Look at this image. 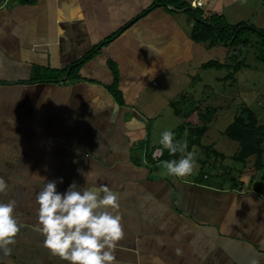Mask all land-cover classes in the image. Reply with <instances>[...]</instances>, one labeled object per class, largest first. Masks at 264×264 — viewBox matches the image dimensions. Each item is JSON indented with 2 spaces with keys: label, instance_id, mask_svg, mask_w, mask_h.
Segmentation results:
<instances>
[{
  "label": "crops",
  "instance_id": "0c3cea01",
  "mask_svg": "<svg viewBox=\"0 0 264 264\" xmlns=\"http://www.w3.org/2000/svg\"><path fill=\"white\" fill-rule=\"evenodd\" d=\"M155 1L5 0L0 7V177L9 185L0 201H16L21 224L0 264H67L44 246L36 220V194L60 177L59 191L75 181L118 192L124 236L114 264H264L263 171L259 178L244 172L250 186L216 182L213 172L203 177L214 155L211 126L198 137L183 117L174 139L187 137L194 172L169 176L149 156L158 147L154 131L168 127L156 124L166 109L157 115L151 100L167 97L173 84L203 82L209 49H228L193 39L195 9L228 16L247 0H169L150 9ZM173 117L175 109L166 119ZM163 152L159 161L179 156Z\"/></svg>",
  "mask_w": 264,
  "mask_h": 264
},
{
  "label": "clouds",
  "instance_id": "9594fccd",
  "mask_svg": "<svg viewBox=\"0 0 264 264\" xmlns=\"http://www.w3.org/2000/svg\"><path fill=\"white\" fill-rule=\"evenodd\" d=\"M174 136L171 129L163 130L158 141L162 147L155 148L151 157L167 175L185 178L194 172L197 160L187 150V143ZM163 149L169 156L179 154L178 158L159 161ZM58 182L63 183V177L44 182L35 198L37 230L44 236V246L67 264H114L115 250L124 236L118 192L108 185L84 187L75 181L59 191ZM8 188L7 181L0 177V193ZM16 208L13 199L0 201V253L4 255L11 252L9 245L15 243L20 232ZM176 251L180 253V249ZM252 264L258 262L253 260Z\"/></svg>",
  "mask_w": 264,
  "mask_h": 264
},
{
  "label": "rangeland",
  "instance_id": "374dc122",
  "mask_svg": "<svg viewBox=\"0 0 264 264\" xmlns=\"http://www.w3.org/2000/svg\"><path fill=\"white\" fill-rule=\"evenodd\" d=\"M200 12L198 11V13ZM227 13L230 15L224 16L223 14V16L225 23L230 24V28H236L238 23L251 24L255 27V30L248 29L245 31L246 37L251 40L250 43L247 46H242L241 52L233 50L234 52L232 53H240L239 57L228 59L232 53L223 47L216 46L213 49H209L205 56L206 61L215 59L220 63L227 62L229 66L225 65L223 69H207L208 73H205V80L203 82L196 81L190 89L186 88L187 86L184 82L173 84L174 86L172 85V90H170L167 97H156L151 101L155 109H157V115L160 114L161 109H166L165 117L159 119L157 123L155 122L156 124L162 122L163 126H166L164 123L168 121L166 129H171V126L172 129H175L182 122L180 116L173 117L174 120L166 119V116L174 109L172 106L168 108V102L177 101V105L183 109H190L198 100H201L202 107H222V111L211 124L210 131L207 134L206 143L212 144L211 147L208 145L207 148H213L212 153L214 155L210 156L211 160L207 161L205 166H201L202 175L208 178L213 172L214 175H219L213 178L216 182L225 179L227 185L237 186L239 183H243L245 186H250L252 183L251 175H241L238 170L242 168L244 172L249 170L252 174L257 171V178L264 170L259 167L256 155H252L243 161H240V157H236L239 160L234 161L235 155H239L240 143L225 135L224 130L234 121L235 116L240 114L242 106L250 107L256 114L259 124H264V61L259 59L260 56L264 58V0L240 2L237 7L230 8ZM208 15L202 14V17ZM232 22L235 24H231ZM225 53H227V56H224ZM237 59H239L238 61H243L240 63L241 69L236 73V81L234 83L232 80L224 81L222 78L235 70ZM230 83L233 85L229 86L228 84ZM224 85L228 86L226 92L222 90ZM151 130L153 131L154 129ZM163 130L165 129L154 131L158 140L153 134L152 145L157 143L158 145L156 146L162 147L158 141ZM188 136L191 137V135ZM184 138V141H187V137L184 136ZM262 163H264V154ZM261 184L264 186L262 181Z\"/></svg>",
  "mask_w": 264,
  "mask_h": 264
},
{
  "label": "trees",
  "instance_id": "16d2710c",
  "mask_svg": "<svg viewBox=\"0 0 264 264\" xmlns=\"http://www.w3.org/2000/svg\"><path fill=\"white\" fill-rule=\"evenodd\" d=\"M4 1L5 0H0V7L3 5ZM17 1L21 3H32L34 0ZM168 1L169 0H156L150 9L161 4L168 5L170 2H172V0H170V2ZM178 2L179 0H173V3ZM198 11L199 10L195 9L196 24L192 32V37L195 41L206 43L208 47H214L219 44H224L226 45V47L228 48V52L230 51V53L236 50L238 52H241V47L247 46L250 43L251 40L250 38L246 37L245 31L248 29L255 30V27H253L251 24L238 23L236 24V28H230V24L225 23V18L222 14L213 13L210 16L202 17V13H198ZM126 27L128 26H125L122 29H125ZM122 29L120 31H122ZM101 45L102 44H99L95 49H93V51L89 52L84 57L79 59L74 64V66L80 65L87 61L91 56H93L97 51L100 50ZM239 55L240 53H232L230 54L228 59L239 57ZM259 59H261V61H264V58H262L261 56L259 57ZM238 60L239 59H237L235 70L222 78L224 81L232 80L233 83L236 81V73H238V70L241 69L240 63L243 61ZM225 63H220L218 62V60L210 59L202 64V68L223 69L225 68V65L229 66L227 62ZM228 85L231 86L233 84L230 83ZM227 87L228 86L226 85L222 86L223 92H226ZM115 94H117L118 99L121 100L120 96L118 95L119 91L115 90ZM176 102L177 101L172 102L175 113L178 116L183 117L185 123L188 122L196 126L198 137L203 136L208 131L211 124L217 119L219 113L223 109L222 107H202L201 100H198L194 106H191L190 109H183L179 107ZM183 128L184 123L180 124L175 131L181 132ZM224 134L240 143V161H243L244 159L252 155H256L259 167L261 168V170H264V163H262L264 154V124H259L256 114L250 107H241L240 114H237L235 116L234 121L224 130ZM153 150L154 149L149 152V156H151ZM163 156V158H165L167 157V154L163 152ZM239 172L241 173V175H244V171L242 170V168L239 169ZM256 173L257 171H254L253 175L255 176ZM261 181L264 183V177H262ZM240 186H243V183H241Z\"/></svg>",
  "mask_w": 264,
  "mask_h": 264
}]
</instances>
